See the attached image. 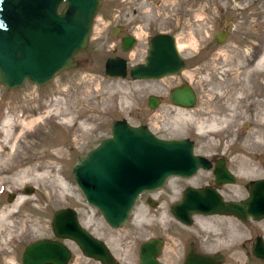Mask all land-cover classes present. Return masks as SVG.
I'll list each match as a JSON object with an SVG mask.
<instances>
[{
  "label": "rangeland",
  "instance_id": "rangeland-1",
  "mask_svg": "<svg viewBox=\"0 0 264 264\" xmlns=\"http://www.w3.org/2000/svg\"><path fill=\"white\" fill-rule=\"evenodd\" d=\"M122 2L133 4L137 13H125V21L136 20L137 25L132 28L137 43L128 54L114 50L117 42L111 28L116 24L113 21L116 0H102L87 46L73 56L77 62L75 66L59 72L43 86L26 81L21 88L7 90L0 84V212L13 211L10 220L19 233L17 238L9 236L7 249L11 259L0 257V264H22V254L28 244L53 238L52 215L66 207L74 208L81 224L106 242L119 264H139V245L158 236L164 238L160 258L166 264H181L190 241L202 253L223 255L221 264H264L252 253L255 238L264 237V219L244 221L235 216L196 215L193 223L186 226L171 215L170 203L180 198V191L186 186L209 182L210 172L169 179L161 190L168 195L163 194L164 199L157 207L147 205L144 196L140 197L130 219L119 229L107 225L99 211L85 201L74 182L71 169L75 157L84 155L100 139L109 136L111 122L121 119L132 125H146L161 138L195 139L197 154L226 151L229 165L237 175L234 184L221 189L226 200L244 199L250 182L264 178V149L257 152V165L252 169L242 165L241 157L237 159V156L249 154L250 150L243 147L246 133L240 125L232 123L227 137H218L212 132L197 136L193 131V108L176 107L170 102L171 88L185 82L193 84V32L204 3L199 0ZM179 11L182 12L179 14ZM157 32L174 35L181 45L180 51L186 61L181 73L158 80L105 76L104 64L108 56L128 58L130 65L141 62L148 48V38ZM149 95L161 98L157 108L148 107ZM95 103L98 108L93 110L91 106ZM37 115L41 116V121L23 124ZM5 135H9L7 139ZM60 180L64 187L60 186ZM25 187H30L31 193H25ZM19 200L20 204L15 206ZM232 225L239 227L241 232L230 234L228 229ZM218 233L222 234L220 238ZM65 243L72 252L68 264H100L85 258L73 243Z\"/></svg>",
  "mask_w": 264,
  "mask_h": 264
},
{
  "label": "water",
  "instance_id": "water-1",
  "mask_svg": "<svg viewBox=\"0 0 264 264\" xmlns=\"http://www.w3.org/2000/svg\"><path fill=\"white\" fill-rule=\"evenodd\" d=\"M101 4L100 0H0V84L5 89L21 88L25 80L43 86L59 72L77 64L74 54L84 49ZM61 5L63 8L60 9ZM134 38L126 36L122 49L130 50ZM121 56H108L104 74L108 78L156 80L179 74L185 67L175 37L154 34L142 63L132 65ZM194 93L189 83L174 87L170 101L180 108H192ZM161 99L148 97L155 109ZM211 167L208 159L195 153L189 138L164 139L146 125H132L125 119L113 120L110 135L100 139L84 155H77L71 174L86 202L95 207L114 229L123 226L139 196L161 189L171 177L188 178ZM215 183L233 184L235 176L222 162L214 169ZM25 187V193H31ZM12 195L8 198L11 199ZM185 225L194 215H233L244 221L264 219V178L252 181L248 195L240 201H227L214 187L187 186L170 208ZM57 239H39L28 244L22 264H67L71 251L60 241H74L82 253L101 264H118L107 244L94 238L79 222L77 211L56 210L51 220ZM163 240L151 238L140 244L139 264H163L158 260ZM253 255L264 260V238L256 237ZM220 254L207 255L191 246L183 264H218Z\"/></svg>",
  "mask_w": 264,
  "mask_h": 264
},
{
  "label": "flooded vegetation",
  "instance_id": "flooded-vegetation-1",
  "mask_svg": "<svg viewBox=\"0 0 264 264\" xmlns=\"http://www.w3.org/2000/svg\"><path fill=\"white\" fill-rule=\"evenodd\" d=\"M100 1L98 10L102 5V0ZM122 1L133 2L137 0H116L113 6L114 11H116L113 21L116 24L112 26L111 33L117 42L114 50L128 54L137 43V36L132 30L137 25H135L136 20L125 21V13L128 11L133 14L137 13L134 11L135 6L133 4L129 5ZM199 2L204 4L202 5L203 8L199 9L200 16L195 21L191 52L193 74L191 86L195 96L192 106L194 134L201 136L206 132H212V135L218 137L227 135L226 133L230 130L232 123L240 125L241 129H244L243 132L254 131L255 124L253 122L260 113H264V0H199ZM181 12L179 11V14ZM94 20L95 17L93 24ZM126 36L135 40L134 46L128 51L122 49V40ZM150 38L151 36L148 38V43ZM130 67L131 65L128 66V70ZM171 90L172 88L169 93ZM211 119L225 120L227 127L223 130L210 131L205 125ZM200 124L204 126L201 134L198 129ZM193 141L197 146L196 140L193 139ZM203 156L207 157L211 167L207 170H199V172H210L211 180L196 187L211 186L221 191L223 187L229 185L221 184L218 186L215 183L214 169L219 162H222V165L237 179L236 173L231 169L229 160L223 152H213ZM161 190L143 193L141 197L144 196L147 205L157 207L160 201L164 199V193ZM182 191L183 189L180 193ZM164 195L166 196L168 193ZM88 231L93 237L99 238L94 234V231L89 229ZM156 238H161L164 243L163 237L158 236ZM62 241H69L78 247L73 241ZM191 246L195 248V251L202 253L190 241L189 248L183 253L181 264L184 263ZM162 249L163 246L158 260L166 264L160 258ZM81 254L83 255L82 251ZM255 258L264 262L262 259Z\"/></svg>",
  "mask_w": 264,
  "mask_h": 264
},
{
  "label": "bare ground",
  "instance_id": "bare-ground-1",
  "mask_svg": "<svg viewBox=\"0 0 264 264\" xmlns=\"http://www.w3.org/2000/svg\"><path fill=\"white\" fill-rule=\"evenodd\" d=\"M193 45V42H192ZM176 46L177 49L179 50L180 54V47L181 45L176 41ZM91 108L93 110H96L98 108V103H95L91 106ZM67 111L68 108H65ZM50 110H47L46 113L49 114ZM65 112H62V114ZM41 121V116L37 115L36 117H33L31 119H29L27 122H23L24 125H32L35 122ZM194 121V120H193ZM8 122V119L5 121V123ZM253 124H255V130L251 131V130H247L245 133V135H243L244 137V148H249L250 152L248 151L247 155H241V156H237V159L239 160L240 158V162L242 163V165L246 168V169H252L255 167V165H257V162L255 161V159L259 158V152L260 150L264 149V113H260L258 118L255 120V122H253ZM225 126V127H224ZM205 127H207L208 129H210V131H218V130H223V128H226V121L225 120H221V121H217L214 119H211L207 125H205ZM203 128L204 126L202 124L199 125V132L200 134L203 132ZM232 135V134H231ZM5 139L8 138L9 135H5ZM228 135H223V137H227ZM235 137L237 135H234ZM234 149H232L233 151ZM226 151L224 152V155H226ZM59 184L61 187H64V184L62 182V180L59 181ZM20 204V200L18 202L15 203V206H18ZM13 215V211L11 210H6V211H1L0 212V257H5L8 259H11V255L10 253L8 254V249H7V244L9 241V236H13L14 238H17L19 233H18V228L16 227V225L10 220V218ZM202 215V214H200ZM216 215V214H214ZM203 216H212V215H203ZM230 234H239L241 232V229L239 227H237L236 225H232V227H229L228 229ZM221 233H218L217 236H219L218 238L221 237Z\"/></svg>",
  "mask_w": 264,
  "mask_h": 264
}]
</instances>
